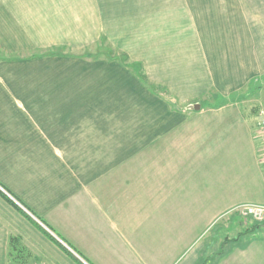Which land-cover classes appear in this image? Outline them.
<instances>
[{"label": "crops", "instance_id": "obj_1", "mask_svg": "<svg viewBox=\"0 0 264 264\" xmlns=\"http://www.w3.org/2000/svg\"><path fill=\"white\" fill-rule=\"evenodd\" d=\"M143 1L147 17L157 10L170 11V19L178 10L190 17L181 29L173 30L177 21H169V32L190 37L177 43L174 59L161 55L149 68L151 79L176 97L208 88L213 97L230 99L249 81H264V0ZM119 3L0 0V264H147V210H192L200 203L198 167L186 176L172 170L176 177L145 167L121 178V166H131L137 138L144 137L130 119L132 103L106 101L114 89L120 99L133 97L118 81L116 60L71 53L25 57L39 45L85 40L88 18L119 17ZM99 65L106 81L98 79ZM37 66L46 75L35 72ZM163 102L147 107L154 121L149 118L144 146L159 140L167 147L168 137L176 136V154L165 163L183 166L182 134L189 130L188 142L197 148L190 151L207 157L199 171L220 179L228 201L264 204V150L251 134L255 109L241 113L232 104L197 110L195 104ZM147 173L163 178L158 191L147 185ZM153 193L160 194L158 202ZM178 220L194 233L180 237L192 244L171 264H264V218L233 219L202 234L194 228L199 219Z\"/></svg>", "mask_w": 264, "mask_h": 264}, {"label": "rangeland", "instance_id": "obj_2", "mask_svg": "<svg viewBox=\"0 0 264 264\" xmlns=\"http://www.w3.org/2000/svg\"><path fill=\"white\" fill-rule=\"evenodd\" d=\"M145 5H147V2L143 0H124L123 2L120 0L119 17L88 18V21L91 22L90 25L94 28L93 30H90L91 26L87 28L89 33H87L88 35L85 37V40H83V37L81 40L72 39L75 43L71 44L74 45H67L64 41L63 43L57 41L54 46L48 47L46 45L45 47L44 45H39L40 47L25 51L24 54L25 57L29 54L30 56L41 58L45 57L43 55L46 54L63 56L71 53L70 55H72V57H84L91 60H116L120 68L118 81L126 87H130V92L134 98L124 96L120 99L116 96L117 89H114L112 91L113 97L106 98L108 99L106 101L110 102L111 105L116 102L114 103L116 106L119 105V100L121 106H129L132 103L129 108L134 110L132 111L133 113L130 114V119L133 118V120L136 121V134L140 135V137H144L143 139L146 141L142 143L143 139L137 138L140 139V142L137 141L136 144V158L131 166H121V169L125 171L121 178L125 177L126 179L139 175L140 172L144 171L145 167H147V172L150 170H170V173L174 177L176 176L172 170H179V175H181V172H184L183 174L186 176L192 171H195L198 167L197 170L200 176L199 178L195 176L197 178L194 177V179L198 182L196 185L199 192L198 197L200 203L196 208L192 210H174L173 208L167 211H160L159 209L147 210V264H171L176 261V256L181 252L183 246L185 247L187 243L192 244L188 241H182L180 237L182 236L183 240H186L194 233H192L193 227H189L188 225L182 226L180 223L176 224L177 218H179V222L186 221V219L190 217L199 219V226L194 228H198L200 230L198 231L202 234L208 229L226 227L225 225L233 219H242L251 223L254 219L250 216L241 215L240 209L245 204L252 202L228 201L229 199L226 198L227 194H224L223 183L219 182L220 179H216L215 181V178H208L205 173L199 171V166L206 162L207 157L200 153L193 154V151H190V149L195 151L197 148L191 146V143L188 142L191 137L189 130H187V134H182L184 139L182 147H184V152H186L184 153L185 160H183V166L190 172L182 170L181 167L183 166L181 165L165 163L167 156L170 155L174 157L176 154V136L168 137L166 142L167 147H165V145L160 146L159 140L149 142L151 144L145 147L144 145L147 144V123L149 122V118H152V121H154V116L148 113L147 107L157 105L155 104L156 101L158 103L159 101H164L163 103L166 102L168 105H184L190 108L195 104L197 105V110L200 109L201 105L206 107L207 105L233 104L239 107L241 113H247L248 111L253 112L254 108L256 112L254 116L255 125L251 134L252 138H254L256 142L258 141L261 146L260 151L263 152V146L261 145L260 139L257 137L256 128L258 112L264 108V81L262 79L249 81L235 93H232L233 97L230 98L231 100L227 97H225V99L213 97V90H211V92L208 88H204L206 91L203 90V92L200 93L188 91L187 93L192 92V94L188 95L185 92L182 98L176 97L173 95L172 89L167 87L165 83H160L159 80L154 81L151 79L149 68L151 63L155 62L154 59L159 60L161 55L165 60L173 58L180 48L177 49V43L190 37V34L182 33V30H179V33L178 31L177 33L169 32V29L172 28L169 25V21H177L173 26V30L178 27L181 29V26L185 27L190 24V17L186 16L185 13L179 12V10L178 12L174 11L176 19L169 18V14H171L170 11L161 10L152 12L150 14L154 16L147 17V8ZM122 9H124L125 12L122 11ZM163 23H165L164 27ZM161 24L162 27L160 26ZM79 42L82 44L77 45ZM152 66L154 67V65ZM98 68L100 69L99 76L95 74V77L98 76V79L106 81L107 73L104 74V66L99 65ZM36 71H38L40 76L46 75L44 72H41L38 66L35 67V72ZM110 79L115 81L114 85L117 86L116 76L111 75ZM197 84L200 88H203V84ZM107 104L104 103L103 105L106 106ZM120 120L123 122L122 119ZM124 120H127L126 116ZM166 149L170 151L168 155ZM215 172H217V170H215ZM150 174L151 173H147V185L152 182L150 186L152 189L154 188L153 191H158L160 189V182H163V178L159 174H155L157 177L153 178L149 176ZM157 194H154L153 198L156 202H158L157 197H160V194ZM180 213L183 215L179 216ZM161 220H163V223ZM202 222L206 224L201 225ZM207 223L210 225H207ZM213 223H215V225H213ZM231 230L233 232L236 231L234 229ZM137 233L139 234V232Z\"/></svg>", "mask_w": 264, "mask_h": 264}, {"label": "built area", "instance_id": "obj_3", "mask_svg": "<svg viewBox=\"0 0 264 264\" xmlns=\"http://www.w3.org/2000/svg\"><path fill=\"white\" fill-rule=\"evenodd\" d=\"M257 137L260 139L263 150H264V108L258 112L257 128H256ZM241 215L250 216L256 221H261L264 218V204L258 203H249L245 204L240 209Z\"/></svg>", "mask_w": 264, "mask_h": 264}, {"label": "trees", "instance_id": "obj_4", "mask_svg": "<svg viewBox=\"0 0 264 264\" xmlns=\"http://www.w3.org/2000/svg\"><path fill=\"white\" fill-rule=\"evenodd\" d=\"M256 225H257V224H256ZM9 243H10V239H9ZM11 259H12V260H13V259L15 260V256H11V258H10L9 260H11ZM198 264H203V263H198Z\"/></svg>", "mask_w": 264, "mask_h": 264}, {"label": "water", "instance_id": "obj_5", "mask_svg": "<svg viewBox=\"0 0 264 264\" xmlns=\"http://www.w3.org/2000/svg\"><path fill=\"white\" fill-rule=\"evenodd\" d=\"M195 108H197V105H195Z\"/></svg>", "mask_w": 264, "mask_h": 264}]
</instances>
